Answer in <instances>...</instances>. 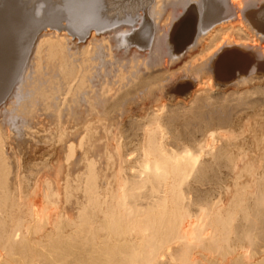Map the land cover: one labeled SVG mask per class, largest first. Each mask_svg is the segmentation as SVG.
I'll return each instance as SVG.
<instances>
[{
  "label": "bare ground",
  "instance_id": "1",
  "mask_svg": "<svg viewBox=\"0 0 264 264\" xmlns=\"http://www.w3.org/2000/svg\"><path fill=\"white\" fill-rule=\"evenodd\" d=\"M0 264H264V0H0Z\"/></svg>",
  "mask_w": 264,
  "mask_h": 264
}]
</instances>
